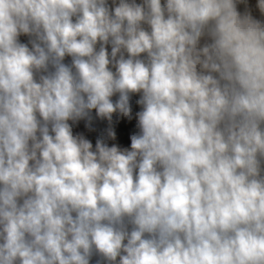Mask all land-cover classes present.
Masks as SVG:
<instances>
[{
  "label": "clouds",
  "instance_id": "9594fccd",
  "mask_svg": "<svg viewBox=\"0 0 264 264\" xmlns=\"http://www.w3.org/2000/svg\"><path fill=\"white\" fill-rule=\"evenodd\" d=\"M244 5L0 0V264H264V19ZM93 113L112 140L135 119L130 147L74 133Z\"/></svg>",
  "mask_w": 264,
  "mask_h": 264
},
{
  "label": "rangeland",
  "instance_id": "374dc122",
  "mask_svg": "<svg viewBox=\"0 0 264 264\" xmlns=\"http://www.w3.org/2000/svg\"><path fill=\"white\" fill-rule=\"evenodd\" d=\"M143 0H137V3H142ZM255 2L256 0H248V5L246 7V10H253L254 15L258 19H264V17H261L259 14V10L255 8ZM28 37L22 36L21 41L22 42H28ZM110 51V47H109ZM70 59V58H69ZM67 62V61H66ZM139 98L138 95H134L132 97V104L134 108V112L141 110V106L135 104V101ZM116 99V97H114ZM94 117V113H93ZM118 119V118H117ZM87 120H81L77 121L73 124V130L76 134H82L85 136V138L90 139L93 143V147L95 148V142L97 139H103L105 143L108 144V146H112L113 144H117L121 147H130V135L138 133L139 129L135 127V119H133L132 122H130L129 127L121 128L119 135L116 140H112L107 135V128L110 126L107 124L106 121H100L99 118H95L92 121V130H89V128L86 127Z\"/></svg>",
  "mask_w": 264,
  "mask_h": 264
},
{
  "label": "trees",
  "instance_id": "16d2710c",
  "mask_svg": "<svg viewBox=\"0 0 264 264\" xmlns=\"http://www.w3.org/2000/svg\"><path fill=\"white\" fill-rule=\"evenodd\" d=\"M109 2L111 3V0H109ZM247 5H248V0H245V5H244L245 10H246Z\"/></svg>",
  "mask_w": 264,
  "mask_h": 264
}]
</instances>
